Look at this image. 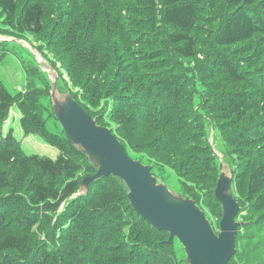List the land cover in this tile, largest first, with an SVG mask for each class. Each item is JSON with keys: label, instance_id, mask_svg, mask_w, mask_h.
<instances>
[{"label": "trees", "instance_id": "16d2710c", "mask_svg": "<svg viewBox=\"0 0 264 264\" xmlns=\"http://www.w3.org/2000/svg\"><path fill=\"white\" fill-rule=\"evenodd\" d=\"M0 8L20 33L38 35L56 13L53 40L78 62L80 70L74 72L83 96L111 97L114 105L131 111L129 122L117 128L120 133L111 127L130 156L154 170L166 165L192 177L190 169H216L208 121L195 107L193 68L207 86L211 121L230 130L227 139L237 163L249 169L258 161L248 194L264 209V190L259 192L264 185V0H0ZM58 86L70 91L59 80ZM70 92L90 113L78 93ZM17 99L0 78V264H189L177 237L170 242L168 231L135 211L119 177H102L90 183L87 194L71 198L85 177L79 174L97 169L67 138L53 105L51 113L21 103L20 125L59 154L23 153L14 129L6 130ZM144 118L153 123L148 133H133L128 124ZM242 186L234 174L240 205L236 195L243 194ZM174 190L200 205L194 193ZM68 200L54 229L57 245L36 239L42 220H51L50 212ZM105 245L111 248L107 254Z\"/></svg>", "mask_w": 264, "mask_h": 264}, {"label": "rangeland", "instance_id": "374dc122", "mask_svg": "<svg viewBox=\"0 0 264 264\" xmlns=\"http://www.w3.org/2000/svg\"><path fill=\"white\" fill-rule=\"evenodd\" d=\"M50 21H52V24L40 35L20 33L13 23L7 21L0 8V78L8 89L18 97L7 121L6 130L14 129L15 135L22 142L23 153L55 158L59 154L60 149L48 143L45 138L38 134H25L20 125V117L24 110L21 103L27 104L28 107L34 109H45L47 112L51 111L53 113L51 89L52 79L56 74L59 75V84L65 90L78 93L79 99L89 107L90 114L94 118H98L102 125L112 127L117 134L120 133L117 128L129 122L131 111L114 105V98L111 97L106 99V97L97 95L83 96L84 88L82 82L79 85L77 80L79 78L78 70H80L77 65L78 62L74 57L61 52L53 40L54 27L57 23L56 13ZM66 59L72 64L71 68H68L67 65L69 63H67ZM192 64L195 67V63L192 62ZM34 66L38 67L40 71H36L33 68ZM76 68L78 70L74 72ZM192 70L195 107L204 113V117L208 121V123L205 122L206 130L208 141L216 156L214 162L216 169H213V171L202 167L190 169L194 173L192 177L180 175L173 167L163 165L165 169L159 167L154 170V173L160 180L168 184L172 190L181 189L194 193L200 201V206L209 216H212L213 223L217 227L221 218V206L216 203L212 196V191L215 188L214 183L216 178L219 177L221 170L229 165L233 170V174H236L237 184L239 181H243V194L241 196L236 195L242 202V208L237 217V221L241 223V226L238 231L236 252L229 264H264V209L256 208L250 202L248 194L249 175L258 161L249 169H243L237 163L236 156L233 154L227 139V134L230 130L224 127L218 128L217 124L214 125L211 121L205 108L207 86L203 82L202 77L193 68ZM84 80L86 78L82 81ZM53 123L59 129L56 119H53ZM150 125H153V123L148 118H144L141 124L131 123L128 124V127L133 133L143 132V135H146ZM86 175L87 173L82 172L79 177L82 178ZM263 190L264 185L259 192ZM12 195L19 197L22 201H27L28 199V197L21 195L19 192H13ZM76 195L77 193H74L71 198L76 197ZM22 196L25 197L22 198ZM69 204L68 200L62 204L59 211H51L49 215L51 220H42V225L37 228L36 239H47L48 243L57 245L58 239L54 234V229H56V223L62 212ZM129 228H126L125 231H128ZM110 249L108 245H105L103 254L109 253ZM183 254L185 257L184 252ZM185 264L187 263L185 262Z\"/></svg>", "mask_w": 264, "mask_h": 264}, {"label": "water", "instance_id": "95a60500", "mask_svg": "<svg viewBox=\"0 0 264 264\" xmlns=\"http://www.w3.org/2000/svg\"><path fill=\"white\" fill-rule=\"evenodd\" d=\"M58 79L56 74L51 89L55 115L67 138L97 169L83 178L76 196L87 194L93 181L117 176L126 184L135 211L155 228L168 231L170 242L177 237L189 264H228L236 252L241 226L237 221L241 205L234 196L231 167L221 170L215 188L223 211L217 229L195 199L172 190L154 173L152 164L132 158L112 128L98 123L70 91L61 90Z\"/></svg>", "mask_w": 264, "mask_h": 264}]
</instances>
